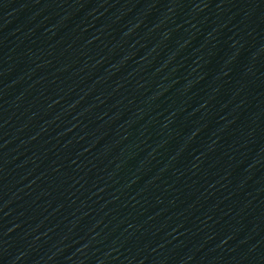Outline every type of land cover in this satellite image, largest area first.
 <instances>
[{
  "label": "water",
  "instance_id": "95a60500",
  "mask_svg": "<svg viewBox=\"0 0 264 264\" xmlns=\"http://www.w3.org/2000/svg\"><path fill=\"white\" fill-rule=\"evenodd\" d=\"M0 264H264V0H0Z\"/></svg>",
  "mask_w": 264,
  "mask_h": 264
}]
</instances>
